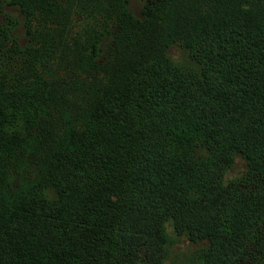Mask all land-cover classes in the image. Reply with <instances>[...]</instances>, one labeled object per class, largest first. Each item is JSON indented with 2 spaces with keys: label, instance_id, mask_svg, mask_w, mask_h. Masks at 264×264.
<instances>
[{
  "label": "trees",
  "instance_id": "1",
  "mask_svg": "<svg viewBox=\"0 0 264 264\" xmlns=\"http://www.w3.org/2000/svg\"><path fill=\"white\" fill-rule=\"evenodd\" d=\"M181 237L264 264V0H0V264H163Z\"/></svg>",
  "mask_w": 264,
  "mask_h": 264
},
{
  "label": "rangeland",
  "instance_id": "2",
  "mask_svg": "<svg viewBox=\"0 0 264 264\" xmlns=\"http://www.w3.org/2000/svg\"><path fill=\"white\" fill-rule=\"evenodd\" d=\"M148 0H127V6L130 8L134 16H141L142 10ZM7 10L13 12L18 18H22L20 11L16 7L7 6ZM15 32L19 36L21 43L27 41L23 32V26L19 25ZM167 55L171 59L173 65L182 71L190 72L194 75L200 74L202 71V63L195 56L180 44L175 43L168 47ZM245 167L244 160L237 157L236 162L230 168L228 175L233 176L238 174ZM53 187V186H51ZM201 243H192L186 237H181L169 245V250L163 264H195L191 258L193 252Z\"/></svg>",
  "mask_w": 264,
  "mask_h": 264
}]
</instances>
